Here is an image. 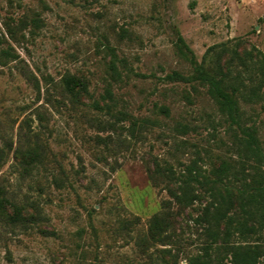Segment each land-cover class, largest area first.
I'll use <instances>...</instances> for the list:
<instances>
[{
    "label": "rangeland",
    "instance_id": "obj_1",
    "mask_svg": "<svg viewBox=\"0 0 264 264\" xmlns=\"http://www.w3.org/2000/svg\"><path fill=\"white\" fill-rule=\"evenodd\" d=\"M25 16L24 37L8 39L19 58L0 62V146L12 143L0 185L30 221L12 229L0 222V264H162V245L142 241L169 198L149 168L179 175L193 160L207 171L234 163L241 134L194 79L178 36L198 62L212 45L207 63L233 49L264 55V0H0V34L5 21ZM68 73L87 84L79 102L61 93ZM242 106L264 149V98ZM16 146L39 156L21 162ZM194 206L174 222L183 251L168 264H185L198 249Z\"/></svg>",
    "mask_w": 264,
    "mask_h": 264
},
{
    "label": "trees",
    "instance_id": "obj_2",
    "mask_svg": "<svg viewBox=\"0 0 264 264\" xmlns=\"http://www.w3.org/2000/svg\"><path fill=\"white\" fill-rule=\"evenodd\" d=\"M38 20L37 16L31 18L35 24ZM27 23L26 16L21 17L17 23L4 22L6 34H0L1 63L6 64L9 60L19 58L9 40L18 43L25 35L22 31ZM5 42L8 45L3 46ZM178 46L192 63L194 79L207 87L219 111L240 130L238 142L233 146L238 159H234V163L223 159L209 171L202 170L197 161L193 160L179 175L168 165L156 163L149 168L151 179L155 181L161 177L169 198L163 200L161 210L149 218L147 234L142 241L145 244L162 245L158 257L162 264L179 262L180 251L183 249L181 238L176 236L173 228L174 222L189 207L196 209L194 204L198 202L201 210L192 216V220L195 227H198L197 231H200L201 241L195 252L184 256L185 264H264V182L260 171L264 165V149L257 136V128L245 123V110L242 106V100L252 103L264 98V55L254 54L252 50L239 54L237 49H233L230 57L219 55L212 63H207L206 55L216 45L207 49L201 62L196 60L181 35L178 36ZM109 49L112 55L111 74L114 78H120L115 62L119 58L113 46H109ZM222 49H225L224 44ZM23 73L27 79H32L26 71L23 70ZM168 76L189 79V76L178 71ZM59 85L61 93L73 102L81 101L80 98L88 93L86 82L69 73L62 77ZM106 93L111 97L110 87L106 88ZM94 103L98 106V102ZM132 122L135 124L136 121ZM11 149L12 143L0 146V163ZM13 153L21 156V162L28 160L26 157L36 159L39 156L35 148L22 151L20 146H16ZM9 206L13 207V213L9 212ZM25 208L24 204L14 202L0 185V222L8 224L11 229L26 225L30 219L24 212ZM172 244L178 245L175 250L170 246Z\"/></svg>",
    "mask_w": 264,
    "mask_h": 264
}]
</instances>
